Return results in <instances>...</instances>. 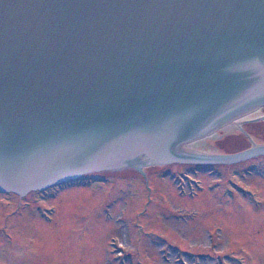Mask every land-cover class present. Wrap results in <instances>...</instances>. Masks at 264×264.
Masks as SVG:
<instances>
[{
    "label": "water",
    "instance_id": "water-1",
    "mask_svg": "<svg viewBox=\"0 0 264 264\" xmlns=\"http://www.w3.org/2000/svg\"><path fill=\"white\" fill-rule=\"evenodd\" d=\"M262 104L264 0H0V187L264 154Z\"/></svg>",
    "mask_w": 264,
    "mask_h": 264
},
{
    "label": "rangeland",
    "instance_id": "rangeland-1",
    "mask_svg": "<svg viewBox=\"0 0 264 264\" xmlns=\"http://www.w3.org/2000/svg\"><path fill=\"white\" fill-rule=\"evenodd\" d=\"M194 164L0 192V264H264V154Z\"/></svg>",
    "mask_w": 264,
    "mask_h": 264
},
{
    "label": "flooded vegetation",
    "instance_id": "flooded-vegetation-1",
    "mask_svg": "<svg viewBox=\"0 0 264 264\" xmlns=\"http://www.w3.org/2000/svg\"><path fill=\"white\" fill-rule=\"evenodd\" d=\"M194 165H201V166H212V165H215V164H204V163H196ZM186 180L192 182V178H190V175L186 174V177H185ZM190 196L194 195V194H189Z\"/></svg>",
    "mask_w": 264,
    "mask_h": 264
},
{
    "label": "trees",
    "instance_id": "trees-1",
    "mask_svg": "<svg viewBox=\"0 0 264 264\" xmlns=\"http://www.w3.org/2000/svg\"><path fill=\"white\" fill-rule=\"evenodd\" d=\"M123 171H121V173H122Z\"/></svg>",
    "mask_w": 264,
    "mask_h": 264
}]
</instances>
